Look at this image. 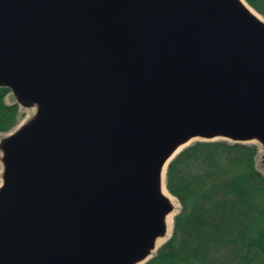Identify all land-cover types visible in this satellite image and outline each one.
Instances as JSON below:
<instances>
[{"label": "water", "instance_id": "1", "mask_svg": "<svg viewBox=\"0 0 264 264\" xmlns=\"http://www.w3.org/2000/svg\"><path fill=\"white\" fill-rule=\"evenodd\" d=\"M250 7L0 0V87L33 109L0 138V264L146 263L174 210L167 166L194 141L256 143L264 170Z\"/></svg>", "mask_w": 264, "mask_h": 264}, {"label": "trees", "instance_id": "2", "mask_svg": "<svg viewBox=\"0 0 264 264\" xmlns=\"http://www.w3.org/2000/svg\"><path fill=\"white\" fill-rule=\"evenodd\" d=\"M264 16V0H246ZM0 87V133L24 115ZM253 142L197 140L168 164L179 203L170 237L144 264H264V172Z\"/></svg>", "mask_w": 264, "mask_h": 264}, {"label": "rangeland", "instance_id": "3", "mask_svg": "<svg viewBox=\"0 0 264 264\" xmlns=\"http://www.w3.org/2000/svg\"><path fill=\"white\" fill-rule=\"evenodd\" d=\"M11 99H13L14 100V98H13V96L11 95V93H9V95H8V97H7V101H10ZM22 108V110L24 111V115H23V117L21 118V120L19 121V123L20 122H22V121H24L26 118H28L32 113H33V109H31V108H23V107H21ZM18 123V124H19ZM17 124V125H18ZM16 125V126H17ZM15 128V127H14ZM13 129V128H12ZM11 129V130H12ZM10 130V131H11ZM9 132V131H8ZM8 132H5V133H0V138L3 136V135H5V134H7ZM258 145V144H257ZM258 147H259V145H258ZM261 154H262V151H261V149H260V147H259V154H258V158H257V161H258V164H259V166H260V168L263 170V168L261 167V164H260V162H261ZM263 172H264V170H263ZM174 201V210H173V218H174V215L178 212V209H179V203H178V201L175 199V200H173ZM172 226H173V223H172V225H171V228L169 229V231H168V233H167V235H166V237L165 238H163V240H161V242H163V241H165V240H167L169 237H170V235H171V231H172ZM157 251V250H156ZM156 253V252H155Z\"/></svg>", "mask_w": 264, "mask_h": 264}, {"label": "bare ground", "instance_id": "4", "mask_svg": "<svg viewBox=\"0 0 264 264\" xmlns=\"http://www.w3.org/2000/svg\"><path fill=\"white\" fill-rule=\"evenodd\" d=\"M250 8H251V7H250ZM251 10H252L257 16L262 17V16L259 15L255 10H253L252 8H251ZM163 192H164L165 194H167V195L170 197L171 200H175V198H174L172 195H170V194L167 192V190H166L165 188H163ZM172 223H173V213H171L170 215L167 216V224H168L169 229L171 228Z\"/></svg>", "mask_w": 264, "mask_h": 264}]
</instances>
